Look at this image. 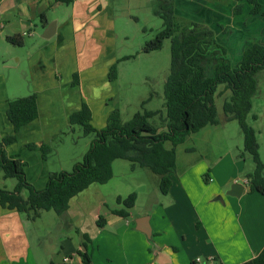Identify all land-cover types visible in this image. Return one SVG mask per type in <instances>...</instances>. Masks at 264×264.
Instances as JSON below:
<instances>
[{"label":"crops","instance_id":"1","mask_svg":"<svg viewBox=\"0 0 264 264\" xmlns=\"http://www.w3.org/2000/svg\"><path fill=\"white\" fill-rule=\"evenodd\" d=\"M105 1L73 0L68 5L71 11L67 19L55 22L56 32L49 39L43 37L48 43L42 45L37 38L26 43L24 38L34 37L37 24L41 23L45 30L50 24L48 9L64 3L56 0H0V44L5 39L11 45L7 37L22 38V48L27 49L24 80L29 85L28 94H37L39 107V117L19 131L17 142L7 147V152L11 159L28 162L27 178L37 188H43L53 173L48 158H43L39 147L43 143L49 144L56 133L70 125V115L81 108L82 102L89 101V94L105 96L107 93V84L103 86V83L110 81L111 66H101H105V58L110 60L108 54L112 55L104 35L112 28L113 21L108 8L104 7ZM190 1L198 5L200 12L192 19L217 30L218 38L230 53L242 55L251 45L264 44V18L253 15L249 4L243 3L242 13L236 15L234 8L238 3L235 0L230 3L229 14L220 3L210 7L204 2ZM259 1L264 5V0ZM175 10L181 18L176 7ZM20 60L17 57L15 63L19 64ZM103 72L105 75L100 74ZM75 74L78 75L77 85H74ZM8 78L0 73V140L14 134V127L7 117L12 99ZM104 106L108 104L97 110L90 105L92 116L104 110ZM226 121L224 115L223 122ZM225 131L226 128L206 127L189 135L186 141H203L200 136L209 140L210 136L217 134L221 138ZM222 138L227 148L226 160L225 155L210 158V153L203 154L200 161L191 156L177 157L176 168L170 174L172 186L167 194L168 206L160 200L162 196L159 194L163 195L160 177L156 187L143 183L148 188L146 195L129 191L125 183L126 191L114 190L113 185L121 182L116 180L119 174L124 177L133 170L140 175H151L145 168H133L127 160H116L113 178L108 182L113 184H101V187L112 185L110 188L102 190L100 184L94 183L71 199L65 215L67 221L64 217L56 220L52 216L58 234L65 237L60 242L62 256L55 253L48 258L41 256L28 234L31 219L0 205V264H83L78 252L85 251L82 245L84 235L90 239L88 252L92 254V264H243L253 259L264 248V196L250 192L245 183L255 164L248 162L247 158H236L226 138ZM31 143L38 149H29L27 145ZM180 147L176 148L177 154ZM191 148L186 149L187 152H192ZM217 151L221 153V149ZM203 176L210 185L200 189V177ZM236 182L245 184L242 195H227ZM131 193L137 194V201L129 217L113 214L111 210L122 208L117 199ZM133 211L138 212L137 215L134 216ZM42 215L39 219H43ZM100 216L106 219L103 228L97 224ZM46 219L50 220L49 217ZM139 229L146 230L148 235ZM65 258L70 261L65 262ZM199 258L201 262L197 261Z\"/></svg>","mask_w":264,"mask_h":264},{"label":"trees","instance_id":"2","mask_svg":"<svg viewBox=\"0 0 264 264\" xmlns=\"http://www.w3.org/2000/svg\"><path fill=\"white\" fill-rule=\"evenodd\" d=\"M235 1L238 3L234 8L236 15L242 13V4L247 3L252 7L253 15L264 18V5L259 0ZM56 2L70 5L73 0ZM175 7L169 2L162 9L164 12L156 11L163 19V29L144 48L145 53L157 51L163 47L165 40H171L170 74L164 84L165 129L160 131L149 122V118L159 116L161 111L138 112L130 121L124 122L117 109L111 111L106 125L99 129L92 124L91 107L82 102L81 108L70 115V125L81 126L86 135L94 134L90 148L72 171L53 172L47 184L37 188L27 178L28 162L11 159L7 147L17 142V134L24 126L39 117L38 96L32 93L11 99L7 117L14 127V134L3 138L0 143V174L5 179L16 178L18 183L13 190L0 188L1 206L15 209L31 220H36L45 211H55L65 218L71 199L94 183H108L113 178V163L119 159L130 161L133 168H148L159 175L160 191L167 195L172 186L169 176L177 163L176 148L189 135L209 125L219 124L215 98L221 85L225 91L231 92L230 98L223 104L224 115L228 121H238L244 134V147L239 157L245 159V155L249 154L255 164L254 171L247 175L250 192L264 196V163L258 152L257 133L247 122L253 107L252 99L258 92L257 75L264 71V44L251 45L242 53L241 59L233 63L228 47L217 36V30L202 22L181 20ZM7 40L16 46L23 45L19 36L7 37ZM126 59L129 57L123 60ZM116 68L114 63L109 72L110 80L116 78ZM77 79L75 74L74 85L78 84ZM253 119H256L255 115ZM27 147L38 149L34 143ZM39 149L47 160L50 145L43 143ZM25 190H28L27 197L23 195ZM136 201V193L119 197L117 203L122 208L111 211L129 217ZM97 224L100 228L105 226L104 216L99 217ZM83 237L85 251L78 254L83 264H92V254L88 252L90 239L87 235ZM243 264H264V248Z\"/></svg>","mask_w":264,"mask_h":264},{"label":"rangeland","instance_id":"3","mask_svg":"<svg viewBox=\"0 0 264 264\" xmlns=\"http://www.w3.org/2000/svg\"><path fill=\"white\" fill-rule=\"evenodd\" d=\"M173 1L175 3H179L178 5H175L178 10V14L181 16V18L179 17L181 20L185 19L187 21H198L192 19V16L200 15L198 10L199 8H197L198 5L190 0L105 1L104 7L108 8V11L111 13L113 26L112 28L110 27V31L104 35V41H107V46L109 47L112 55L108 54V59L110 60L105 58L103 61L105 66L101 67L110 68V66L116 63L117 68L116 78L114 80H110L112 83L109 80H107L106 83H103V86L107 84V93L105 96L100 93L89 94V101H85L89 106L93 105L97 110H100L104 104H108V106H104V110L100 113L93 115L92 124L96 128L100 129L106 125L109 117L108 115H110L111 109L114 107V109L119 110L121 119L124 122L130 121L138 112L145 113L147 111H161L162 113L159 116L149 118V122L159 128L160 131L165 129L163 125V118L166 117L164 84L170 74L171 40H165L163 47L157 51L145 53L144 48L146 44L153 40L163 29V19L156 13V11L158 10L164 12L162 9L167 7L169 2L171 3ZM196 1L200 3H207L210 7H214V4L220 3L224 6V9H227L228 11L230 3H232L233 0ZM223 6H220V8H223ZM70 11L71 7L66 4L49 8L48 18L50 20V24L55 23L57 20L64 21ZM227 11V14L231 13L230 11ZM231 16L232 15H230V17ZM179 18L177 21L181 23ZM34 30L36 31L34 37L31 35L26 36L24 38L25 43L27 41L32 42L37 38L42 45L47 44L48 41L43 38L45 30L41 26V23L37 24V27H35ZM96 38L99 39L98 37ZM2 42L3 43L0 44V73L7 76V78L9 77V95L12 99L26 97L30 95L28 94L29 85L24 80L25 75L23 72L27 63L25 57V55H27V49H23L22 46H16L11 43V45H8L5 39ZM239 55H241L239 52H234L230 53L229 57L233 63H237L241 59V56ZM17 57L21 58L19 64L18 62L15 63ZM125 57H129V59L123 60ZM100 62L101 61H99V63ZM105 73L106 72L100 74L105 75ZM257 80L259 86L258 92L252 99L253 107L251 113L247 116V122L257 133V140L259 143L258 152L262 162L264 163V71L258 73ZM85 87H87V85H85ZM224 88L225 87L223 85L219 86L218 93L215 98L219 114V124L209 125L207 128H226L222 137L226 138V143H229V148L230 146L232 147L231 150L236 153V158L240 160L241 158L239 157V154L243 151L244 147V134L238 121L232 120L223 122V104L224 101L229 99L231 96V92L229 90L225 91ZM253 115L256 116V119H253ZM200 137L203 139V141L198 140L201 144H199L195 139H191L190 141H186L180 145L181 149H179L177 157L191 156L200 161L203 154L210 153V158L218 157V155H225L224 160L228 158V156H226L228 154L225 152L227 148L223 142L225 140L222 137L220 138V134L210 136L209 140H206L202 136ZM195 138L197 139L196 136ZM93 140L94 134L86 135L82 127L79 125H68V127H64L61 131L56 133L53 139L49 142L51 147V152L48 156L50 170L53 172L72 171L75 164L82 161L84 154L90 148ZM1 142L2 140H0V143ZM167 145L171 146L170 143ZM188 148H191L192 152H187L186 149ZM216 148L221 149V153H219L220 150L217 151ZM245 158H247L248 162L254 164V161L249 154H246ZM144 170L150 172L151 175H140L137 172H132L133 170L131 171V169V172H127V175L124 177H122V174H119L116 177V180L121 182L113 185V189L126 191L124 190L123 185L125 183L128 184L126 188L129 191L132 190L136 193L146 195L148 188L146 189L143 183L146 182L150 185V187H156L160 176L152 171H149L147 168ZM194 174L196 175V173ZM1 176L0 188L13 190L16 187L18 183L16 178L5 179L3 175ZM201 179L203 184L201 183ZM108 184L104 185V187H101V184L99 186L102 190H107L105 188H110V186H112ZM208 185L210 184L209 181L207 182L206 176L200 177V189L206 188ZM23 195L27 197L28 190L23 191ZM159 196H162L160 199L162 200V203L168 206V195L164 196L159 194ZM147 204L148 203L146 202V205ZM133 213L135 216L138 212L133 211ZM52 216H54L56 220L60 218V215H58L55 211H50L49 213L44 212L42 215L43 219L37 218V221L31 220L30 223L28 222L29 225L27 226L28 234L30 239L33 241L35 249L41 256L45 255L47 258L52 257L53 253H55L54 255H63V245L60 242L61 239H64L65 237L62 235L61 238V235L58 234V230H56L57 224L52 219ZM47 217H49L50 220L46 219ZM66 226L68 225L66 224ZM77 236L78 235H75L76 238ZM76 241L78 242V239Z\"/></svg>","mask_w":264,"mask_h":264},{"label":"water","instance_id":"4","mask_svg":"<svg viewBox=\"0 0 264 264\" xmlns=\"http://www.w3.org/2000/svg\"><path fill=\"white\" fill-rule=\"evenodd\" d=\"M55 32H56V23L49 24L48 27L45 29L43 37L49 39L54 35ZM244 190H245V184L236 182L231 185L230 189L226 192V194L233 197H240ZM139 230L144 232V234L148 235V232L146 230H142V229Z\"/></svg>","mask_w":264,"mask_h":264},{"label":"built area","instance_id":"5","mask_svg":"<svg viewBox=\"0 0 264 264\" xmlns=\"http://www.w3.org/2000/svg\"><path fill=\"white\" fill-rule=\"evenodd\" d=\"M246 184H248V180H246V182H245ZM70 261V259L69 258H65V262H69ZM197 261H199V262H201L202 260L199 258Z\"/></svg>","mask_w":264,"mask_h":264}]
</instances>
